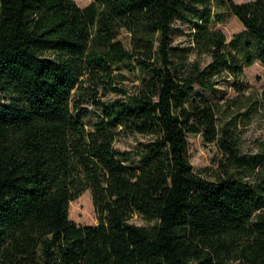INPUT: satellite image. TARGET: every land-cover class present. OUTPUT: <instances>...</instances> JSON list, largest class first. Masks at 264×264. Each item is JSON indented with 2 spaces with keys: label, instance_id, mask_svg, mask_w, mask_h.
<instances>
[{
  "label": "trees",
  "instance_id": "trees-1",
  "mask_svg": "<svg viewBox=\"0 0 264 264\" xmlns=\"http://www.w3.org/2000/svg\"><path fill=\"white\" fill-rule=\"evenodd\" d=\"M212 3L0 0V264H264V141L244 152L238 133L261 104L245 69L264 66V0H220L244 27L230 41ZM122 65L144 76L119 86ZM229 80L223 104L196 91ZM191 134L223 152L214 179L195 171ZM129 136L142 138L116 147ZM88 189L97 225L70 217Z\"/></svg>",
  "mask_w": 264,
  "mask_h": 264
},
{
  "label": "rangeland",
  "instance_id": "rangeland-1",
  "mask_svg": "<svg viewBox=\"0 0 264 264\" xmlns=\"http://www.w3.org/2000/svg\"><path fill=\"white\" fill-rule=\"evenodd\" d=\"M80 6L84 7L88 5L92 0H75ZM238 3L247 2L250 0H235ZM213 10L222 11L226 13L227 19L224 22H212V25L223 30L228 40L230 41L236 33L241 31L244 27L240 20L224 9L220 5V0H213ZM197 12L202 15V8L199 7ZM194 24L182 23L181 21H175L174 38L175 43L185 46L191 45V36ZM124 44L130 47V36L122 30L120 35ZM191 59H197V55L192 52ZM203 65L208 64L211 61V57L204 55L201 57ZM116 74L120 75L117 85L122 87H133L137 84L141 77H143L142 71L139 69H129L124 65L121 68L116 69ZM245 82L249 83L250 88L247 93H252L254 96L261 100V104L253 115V118L248 122H242L238 127V133L241 136V148L244 152H257L260 143L264 141V66L258 61L251 67L245 69ZM196 91L205 94L211 100L223 104L225 100L234 97L237 93L233 85V80L223 81L217 87L215 91L205 90L200 86H196ZM99 97L103 100L115 99L117 95L107 89L99 90ZM101 111L93 108L92 114L86 118L85 122L87 127L92 128L94 124L100 119ZM225 119L220 117L219 122L223 123ZM142 137H120L116 141V147L120 149H131L136 146L137 140ZM190 141V161L194 165L195 171L201 172L207 168L202 175L207 179H214L216 175L222 173L221 166L218 163L224 158L223 152L216 143H207L202 134L189 135ZM70 217L74 219L80 225H97L99 223L98 214L93 202L91 190H86L80 197L73 200L70 204ZM132 223L137 225L153 226L156 224L155 220L146 219L144 216L135 213L131 219ZM241 264V263H232Z\"/></svg>",
  "mask_w": 264,
  "mask_h": 264
}]
</instances>
